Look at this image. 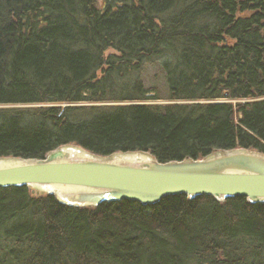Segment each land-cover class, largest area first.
I'll return each mask as SVG.
<instances>
[{
	"label": "trees",
	"instance_id": "obj_1",
	"mask_svg": "<svg viewBox=\"0 0 264 264\" xmlns=\"http://www.w3.org/2000/svg\"><path fill=\"white\" fill-rule=\"evenodd\" d=\"M64 144L160 162L264 153V0H0V157ZM0 264H264V203L73 207L1 187Z\"/></svg>",
	"mask_w": 264,
	"mask_h": 264
},
{
	"label": "water",
	"instance_id": "obj_2",
	"mask_svg": "<svg viewBox=\"0 0 264 264\" xmlns=\"http://www.w3.org/2000/svg\"><path fill=\"white\" fill-rule=\"evenodd\" d=\"M8 186H26L73 207L119 200L153 205L179 194L188 199L245 197L250 203H264V154L237 148L199 159L160 162L139 150L101 156L77 144H64L43 158L0 157V188Z\"/></svg>",
	"mask_w": 264,
	"mask_h": 264
},
{
	"label": "rangeland",
	"instance_id": "obj_3",
	"mask_svg": "<svg viewBox=\"0 0 264 264\" xmlns=\"http://www.w3.org/2000/svg\"><path fill=\"white\" fill-rule=\"evenodd\" d=\"M162 75L160 73L159 68L156 65L153 66H146L144 72H143V80L146 84V86H149L151 84L156 85L161 82ZM162 92L165 94L164 89ZM226 101L225 99H219L218 101ZM145 103H168L165 100H160V101H148ZM122 104H130L128 102L122 103ZM105 105H117V103H106Z\"/></svg>",
	"mask_w": 264,
	"mask_h": 264
}]
</instances>
